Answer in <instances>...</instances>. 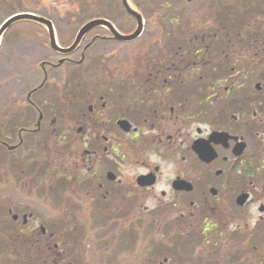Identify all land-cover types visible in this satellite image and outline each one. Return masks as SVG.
<instances>
[{
  "label": "flooded vegetation",
  "instance_id": "obj_1",
  "mask_svg": "<svg viewBox=\"0 0 264 264\" xmlns=\"http://www.w3.org/2000/svg\"><path fill=\"white\" fill-rule=\"evenodd\" d=\"M35 1L51 28L0 69V264H264V0L161 1L71 52L136 19Z\"/></svg>",
  "mask_w": 264,
  "mask_h": 264
},
{
  "label": "rangeland",
  "instance_id": "obj_2",
  "mask_svg": "<svg viewBox=\"0 0 264 264\" xmlns=\"http://www.w3.org/2000/svg\"><path fill=\"white\" fill-rule=\"evenodd\" d=\"M93 0H82L83 3H85L84 10L90 12H104L107 8H105L104 5L102 9H99L97 7L98 4L95 2H92ZM161 1L171 3L168 11H175L176 4L179 3V0H134L133 2H130V5L139 12H159L163 11V8L160 7ZM50 3H46L47 6H52V11H67V10H78V4H74L73 2L67 3L63 0H53L48 1ZM247 1L246 3H248ZM228 5H231L228 0ZM244 6V3L241 1V4L239 6ZM114 10L118 12L123 11L121 6H113ZM232 7V6H231ZM230 7V8H231ZM245 7V6H244ZM242 8V12L246 11L247 8ZM39 8V5L36 3L35 0H0V24L9 16H11L14 13H30L35 12ZM42 11V10H41ZM231 13L234 12V9L231 8ZM241 16H236L234 20H239ZM27 26V23L25 21H17L10 25L7 30L2 35V39L0 42V69L4 70L5 68H8V63L11 61L13 63L14 54L10 47L13 46L17 42L19 38H22L21 29ZM2 61V65H1ZM7 62V65H3V62ZM12 65V64H11ZM3 67V68H2ZM1 80V78H0Z\"/></svg>",
  "mask_w": 264,
  "mask_h": 264
},
{
  "label": "water",
  "instance_id": "obj_3",
  "mask_svg": "<svg viewBox=\"0 0 264 264\" xmlns=\"http://www.w3.org/2000/svg\"><path fill=\"white\" fill-rule=\"evenodd\" d=\"M122 6L125 8L126 12L133 16L136 19L137 22V27L135 32L130 35V36H122L120 34H118L117 32L114 31V29L112 28V26L106 21V20H93L88 22L86 25H84L80 31L78 32L73 44L71 45V47H69L68 49H65L64 52H71L72 50H74L76 48V46L79 44L80 40L82 39V37L92 28L103 25L108 27L111 30V33L115 36L116 39L118 40H123V41H131L136 39L141 31H142V17L140 16V14L134 9L132 8V6L128 3L127 0H121ZM22 19H30V20H35V21H39L44 23L48 28H51V25L44 21L43 19L34 16V15H30L28 13L26 14H17L14 15L10 18H8L1 26H0V37L3 34V32L15 21L18 20H22ZM50 40H51V45L57 49L55 40L53 35H50Z\"/></svg>",
  "mask_w": 264,
  "mask_h": 264
}]
</instances>
